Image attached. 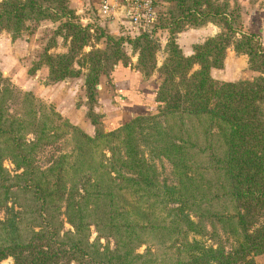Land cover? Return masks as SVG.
<instances>
[{
  "label": "trees",
  "instance_id": "1",
  "mask_svg": "<svg viewBox=\"0 0 264 264\" xmlns=\"http://www.w3.org/2000/svg\"><path fill=\"white\" fill-rule=\"evenodd\" d=\"M166 1L155 28L172 37L158 65L160 45L146 31L115 35L96 27L93 33L78 21L70 0H0V31L12 38L28 20L59 22L28 72L45 64L51 81L84 73L86 114L96 125L88 134L0 72V261L254 264L264 252V46L257 33L234 25L235 10L221 3ZM207 22L221 30L183 53L173 34ZM57 35L66 50L52 53ZM101 38L103 47L92 43ZM230 44L247 55L258 75L212 76ZM121 66L144 76L158 73L152 102L158 112L133 113L105 128L93 105L102 78L118 75ZM15 99L20 107L11 113ZM68 135L73 159L61 150L40 166L38 151ZM159 157L171 164L170 183L159 179L153 161ZM5 158L14 172L4 166Z\"/></svg>",
  "mask_w": 264,
  "mask_h": 264
},
{
  "label": "rangeland",
  "instance_id": "2",
  "mask_svg": "<svg viewBox=\"0 0 264 264\" xmlns=\"http://www.w3.org/2000/svg\"><path fill=\"white\" fill-rule=\"evenodd\" d=\"M93 1L94 3L90 1L88 4L86 3V0H70V5H74L76 8L83 4V11H80L78 13L76 12L75 7L72 6L75 9V13L78 16L77 18L80 23L84 25H90V30L93 33L96 27H100L105 32L115 35H120L121 33H125L126 35L135 34L131 29L127 28L125 23L122 22L126 16L123 18L116 17L114 19L104 18L97 11V0ZM213 1L216 3H221L223 6H225L224 8L226 11L234 9V14H236V16H234V25H237L238 29L250 31L246 28V22L249 21V6L252 0ZM168 5V1L158 0L156 19L157 23L159 17L161 15H165V13L167 12ZM208 23L209 22L205 23L204 25ZM58 24L59 22H54L50 19H42L38 21L28 20L25 24V28L22 30L21 35L16 38H12L9 32L5 30L0 31V72L3 76L10 79V82L14 85V87L21 91L31 92L38 101L46 105H51L57 112H59L63 117L67 118L71 123L78 125L88 134L93 135L96 130V125H94L90 121V118L86 114L89 108V104L86 95V88L84 85V73L80 74L79 76L67 77L58 81H51L48 78V67L45 64H42L41 67L37 69L34 73L30 74L28 72V69L32 65L33 61L39 57V54L44 50V48L48 46V44L54 37L53 33ZM201 26H185L182 31L173 34L175 41L178 43L183 53H185V44L189 46L190 50H193V45L195 43L203 42L207 37H209L207 36L201 38L203 36L202 34L200 35L192 32L194 28H198ZM186 29L191 30V33H189V37H186L184 39L182 36L183 34L180 33H182ZM219 29L221 30L220 27ZM152 36L157 40L160 45L156 54L157 64L160 65L166 55L165 44L170 39V37H172V35L165 28L157 25L155 28V32ZM55 39L56 45L49 48V51L52 53L65 51L66 45L63 37L57 35ZM92 43L97 47H103L104 38H101L99 40H92ZM229 47H232L234 50L232 44L227 47L224 65L222 67H214L220 68L218 69L219 76L223 75L226 77V79L216 77L218 74H216V71L213 69L210 70V72L214 78L218 80H238L244 78L252 79L253 77L259 74L258 71L249 67L247 59L245 61L243 57L237 56L244 55L243 53H236L235 50L234 54L232 51L228 52ZM89 48L90 45L85 46V50H88ZM127 50L128 52H130L129 46H127ZM131 59L134 63L136 61V55H131ZM122 68L123 67L121 66V69ZM133 69L134 68H131L130 70L133 71ZM134 71L140 75V83L146 81L145 85L148 86V88L146 89L147 92H144L143 96L145 98L151 97L149 100H147V103L151 102L152 104L156 93L155 89L157 87V81L159 80L158 73L154 72L149 76H144L136 69H134ZM116 76H118L116 80L113 76L102 78V81L104 83H101V86H98V90L100 91V93L98 95L97 102L95 103V105H93V110L100 114L102 125L105 128L110 123H115L112 120L113 117H119L118 119H121L119 122L122 123L126 121L127 118L131 117L133 113L142 112L147 109L150 113L158 112V105H147L146 102H144V105L148 108H143L140 110L133 109V113L131 114L128 110L136 108V106H134L135 104H133L132 101H137L138 98L136 97H139L140 94H138L135 90H132L131 98H120V84L116 85V82L121 79H127V75L120 76L119 71V74ZM151 88L152 92L150 94L149 89ZM19 103L20 102L16 99L12 101L10 103L9 111L11 113H17L20 107ZM127 105L130 106V108H128ZM61 150L70 153V159H73V142L70 135L64 136L52 145L43 146L38 151V164L40 166H47L51 160V157H53V155H56L58 151ZM153 161L155 162L156 167L158 169L159 179L167 183L172 182L173 175L171 171L170 162L164 157L155 158L153 159ZM3 164L11 172L15 171L14 164L8 158H5L3 160ZM0 216H3L2 208H0ZM64 226L65 228H69L70 224L65 222ZM96 236L97 232L95 231L94 226H91L90 240L95 239ZM203 239L206 238L204 237ZM109 240L111 244V239L109 238ZM222 240H226V237L224 235H222ZM101 241L102 243H105L106 239L102 238ZM206 241L207 243L212 242L210 239H206ZM226 243L228 244L229 242ZM143 248L144 246L140 247V250H142ZM12 263L13 258L11 256H8L0 261V264ZM71 264H75V262H71ZM234 264L243 263L238 262ZM254 264H264V252L254 256Z\"/></svg>",
  "mask_w": 264,
  "mask_h": 264
},
{
  "label": "crops",
  "instance_id": "3",
  "mask_svg": "<svg viewBox=\"0 0 264 264\" xmlns=\"http://www.w3.org/2000/svg\"><path fill=\"white\" fill-rule=\"evenodd\" d=\"M89 4L90 1H92L94 3L93 0H86ZM72 4V3H71ZM74 6V5H72ZM75 7V6H74ZM250 10H249V21L246 22V28L247 30H250V31H254L255 33L258 34L260 40H261V43L262 45L264 46V0H255V1H251L250 3ZM83 4L81 6H78V8L75 7L76 9V12H80V11H83ZM219 27L217 25H215L214 23L212 22H209L208 24L206 25H203L201 27H198V28H194L192 30V32L194 33H197V34H202L203 37H207V36H212L214 34H216L218 31H219ZM189 33H191V30H184L182 33L180 34H183V38L185 39L186 37H189ZM182 41V40H181ZM184 43V42H183ZM185 49H184V52L187 53V54H190L192 52V50L189 49V46L187 44H185ZM233 52V54L235 53L233 48L232 47H229L228 48V52ZM230 55V54H229ZM237 56H240V57H243V59L246 61V55H237ZM227 63V62H226ZM215 70L216 71V74H218L216 77L218 78H222V79H226L225 76H219V71L218 69L220 68H214L212 67L211 70ZM118 71H120L121 75L120 76H124V75H127V79H121L119 80L118 82H116V85L120 84V88H119V95H120V98L121 97H130L131 98V94H132V90H135L139 95V97H136L138 98V100H133L132 103L135 104L134 106H136V108H132L130 110H128L131 114L133 113L132 110L133 109H145L147 108L145 105H144V102H146L147 105L151 104V102L147 103V100H149L151 97H147L145 98L143 96L144 92L146 93L147 92V88L148 86H146V81H143L142 85L140 83V75L134 71H131L129 69H124L121 67L117 69ZM254 72V71H252ZM214 74V73H213ZM114 79L116 80L118 76H113ZM150 91V94L152 92V88L149 89ZM149 94V93H148ZM153 105V104H151ZM128 108H130V106L127 105ZM127 111V112H128ZM112 116H115V115H112ZM112 116H109V117H112ZM107 118V117H106ZM119 117H113V121L114 122H119L121 119H118Z\"/></svg>",
  "mask_w": 264,
  "mask_h": 264
},
{
  "label": "built area",
  "instance_id": "4",
  "mask_svg": "<svg viewBox=\"0 0 264 264\" xmlns=\"http://www.w3.org/2000/svg\"><path fill=\"white\" fill-rule=\"evenodd\" d=\"M158 0H97V11L104 18H123L134 33L155 32Z\"/></svg>",
  "mask_w": 264,
  "mask_h": 264
}]
</instances>
